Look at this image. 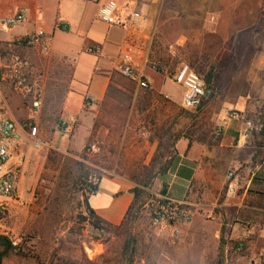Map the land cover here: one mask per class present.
Instances as JSON below:
<instances>
[{
    "label": "crops",
    "instance_id": "0c3cea01",
    "mask_svg": "<svg viewBox=\"0 0 264 264\" xmlns=\"http://www.w3.org/2000/svg\"><path fill=\"white\" fill-rule=\"evenodd\" d=\"M108 1L0 0V19L12 17L21 10L27 11L24 24L0 31V43L14 44L42 30L50 47L49 65L69 70L68 89L60 113L61 123L73 130L74 138H82L83 148L92 135L100 132V126L104 127L107 135L114 130L115 126L103 117L106 115L104 107L108 103H118L126 93L121 90L120 84L126 79L120 75L119 68L121 55L126 51L128 32L109 27L97 18L99 9ZM114 1L119 14L129 16L140 12L148 20L140 25L136 35L139 47L132 55L137 71L151 86V90L140 93L141 98L150 102L153 109L162 110L166 117L165 122L157 121V124L148 126L149 130L158 127L164 131L162 135L146 132L145 144L151 147L152 153L159 146L167 145L163 143L166 140L175 146L178 162L174 164L172 187L175 194L172 197L179 202L189 203L196 211L221 208L229 245L237 247L235 264H264V260L257 258L259 253L264 254V134L252 145V133L245 131V125L224 117L218 140H210L208 136L202 141L186 139L182 135V95L177 99L166 91V80L172 84L171 80L148 66L153 42L164 45L174 42L175 48L189 50L190 43L204 40L206 35H215L216 30L223 26L232 39L237 36L241 51H254L251 58L240 54L239 61L243 63L248 57L249 66L257 64L264 72V56L261 54L264 45V0ZM28 50L20 49L18 53L23 57ZM113 82L119 91L109 94L108 88ZM11 94L3 92L2 107L5 115L18 125L23 139L17 151L18 158L24 161L23 177L25 156L31 148L27 132L23 129V120L29 118L30 109H25L28 101L22 97L11 101ZM129 95L128 98L133 102L139 96L137 91ZM249 109L254 107L247 104L244 109L235 110L244 112ZM161 123L165 124L163 128L158 126ZM35 125L39 137L52 143L53 137L43 128L41 120L38 119ZM151 159H148V163L144 162L146 169L150 167ZM130 165L129 170H123L117 163L109 170L107 167L95 166L105 176L98 184L97 192L89 197L88 204L100 219L114 226L123 222L133 202L131 190L136 184L128 181L133 176L123 174L137 171L132 162ZM181 168L192 172L189 179L178 174ZM230 172H234L236 190L228 194L227 176Z\"/></svg>",
    "mask_w": 264,
    "mask_h": 264
},
{
    "label": "rangeland",
    "instance_id": "374dc122",
    "mask_svg": "<svg viewBox=\"0 0 264 264\" xmlns=\"http://www.w3.org/2000/svg\"><path fill=\"white\" fill-rule=\"evenodd\" d=\"M203 39L190 43L189 50L175 48L174 42L162 44L163 47L169 46L167 54L172 58L190 54L187 59L178 61L175 70L182 64H188L204 75L209 67L216 68L214 84L212 89L207 90L204 105L194 111L182 108L183 137L202 141L208 136L210 140H218L221 136L216 135L217 130L223 128L228 112L242 110L247 104L254 109L241 112L245 120L250 121L254 128L264 124V72L257 64L249 66L248 57L243 63L239 61L240 54L251 58L254 51H241L237 36L232 39L223 26L216 30L215 35H206ZM261 54L264 56V45ZM23 59L34 68L30 79L39 80L44 90L39 120L53 139L52 143L47 140L48 147L39 152L30 146L17 194L9 200L0 199V205L5 209L0 233L8 236L15 245H21L26 253L38 256V260L13 257L4 264H49L53 256L73 264H105L108 260L110 264H118L129 240L135 241L134 264H215L221 246L224 247L222 257L226 264H235L237 247L229 245L223 226L225 219L219 207L196 211L189 203L183 202L193 215L190 223L176 226L165 222L152 223L150 210L163 199V183L170 190V196L175 194L172 187L174 167L165 176L157 174L169 156L173 158L176 152L174 143L168 140L163 142L167 145L159 146L154 153L145 144L146 132L162 135L164 131L158 127L149 130L148 126L157 124V121L165 122L166 117L162 110L153 109L150 102L141 98L140 93H144V90L123 80L121 90L126 92L125 95L118 103H108L104 107L106 115L103 117L115 126L114 130L107 135L99 124L100 132L92 135L83 148L82 138H74L73 130L70 129L71 132L67 134L60 129L63 122L60 113L68 89L69 70L52 67L32 50H28ZM2 60L3 63L8 62L9 56L4 55ZM172 84L166 80V91L179 99L183 89ZM0 89L2 106L1 95L5 91L12 92L11 101L22 99L8 84L0 83ZM134 91L139 96L133 102L128 96ZM25 109H30L29 102ZM53 126L56 128L53 129ZM158 126L163 128L165 124ZM251 133L252 145L264 134L263 130ZM91 145L97 147V153H88ZM150 157V167L146 169L143 164L148 163ZM173 160L174 164L178 162L176 156ZM131 162L137 171L123 172L133 176L128 181L134 182L137 187L140 182H148L145 178L151 175L150 187L142 189L145 196L133 211L126 228L110 234L95 230L83 222L87 214L84 192L77 181V163L91 167L100 165L107 167V170L117 163L123 170H129Z\"/></svg>",
    "mask_w": 264,
    "mask_h": 264
},
{
    "label": "built area",
    "instance_id": "2783aa9c",
    "mask_svg": "<svg viewBox=\"0 0 264 264\" xmlns=\"http://www.w3.org/2000/svg\"><path fill=\"white\" fill-rule=\"evenodd\" d=\"M264 12V1L262 4ZM98 20L114 28L123 29L128 32V38L125 44L126 51L121 55V66L119 68L120 75L126 80L137 84L139 89L144 91L151 90V86L144 77L137 71L134 65L132 52L136 50L138 40L136 35L140 30L141 23H147L146 17L140 12H134L129 16H123L118 13V6L114 0L105 3L98 11ZM27 20V11L21 10L16 15L0 19V27L2 30H8L24 24ZM17 48L29 49L34 51L38 56L49 60L50 47L47 36L44 31L39 30L32 36L26 37L14 43ZM11 49L13 46H8ZM0 46V83L8 84L10 88L20 97L29 100L30 118L24 124L23 129L28 135L29 144L35 152H39L48 147L47 143L39 137V130L35 122L40 118L43 110L44 90L41 88L40 81H33L30 75L33 74L34 68L30 67L18 53L7 51ZM8 55V62L3 63V56ZM49 62V61H48ZM174 84L179 85L183 89L182 107L186 111H194L201 108L207 98V87L204 77L188 64H182L175 75L170 79ZM227 120L231 122H240L245 125L246 132L254 130L261 131L263 126L260 125L254 128L250 121H246L243 114L236 110L228 112ZM60 129L65 132H71L66 124L62 123ZM221 134V129L218 128L216 135ZM23 144L18 125L9 119L0 104V199L9 200L13 198L19 189L20 180L22 177L23 158H18L17 151L19 146ZM89 154L97 153V147L91 145L87 149ZM234 172H230L227 176V193H233L236 186L233 184ZM174 204L173 217L180 224H188L191 222L192 213L185 209V204L182 202L171 201ZM184 206V207H183ZM164 210V208H160ZM178 212L179 215L175 214ZM5 209L0 205V229L4 219ZM155 215L160 218V222H165L166 218L160 213ZM174 219V220H175ZM4 235L0 233V237ZM178 235V234H177ZM257 258L260 261L264 260V254L259 253Z\"/></svg>",
    "mask_w": 264,
    "mask_h": 264
},
{
    "label": "trees",
    "instance_id": "16d2710c",
    "mask_svg": "<svg viewBox=\"0 0 264 264\" xmlns=\"http://www.w3.org/2000/svg\"><path fill=\"white\" fill-rule=\"evenodd\" d=\"M0 45L3 46L4 50L9 48L8 46H13L11 47V49H7V51L10 50L11 52H14V53H18L20 49H22V48H17L15 44H1L0 43ZM167 51H169V46L163 47L161 43L157 41L153 42L151 51L149 54V58H148V66L154 69L157 73L165 75L166 77L171 79L177 71L175 70V68H176L178 61L187 59L188 56L181 54V57L175 56L174 58H172L169 54H167ZM215 71H216V68L214 66H211L207 70L206 74L202 75L204 77L207 90L212 89V86L214 84ZM115 91L117 92L119 90L116 88L113 82L111 83V85H109L108 93L110 94L111 92H115ZM99 121H100V118L98 119V122ZM105 125L108 126L106 122H105ZM262 126H263L262 130L264 132V124H262ZM174 158H175V155L173 156V158L169 156V160L161 166L157 175L165 176L168 173V171L172 167H174V160H173ZM191 173L192 172H190L188 169H185V168H181L178 170V174L183 176L186 179H189L191 177ZM104 176H105V173L96 167L87 166L84 163H77V181L81 184V187H82L81 190L84 192V205H85L86 214H87V216L83 218V222L88 223L92 228H94L97 231H102L104 233L110 234L116 231L117 229L126 228L129 219L133 215V211L136 209L140 201L145 196V192L142 189H148L150 187L149 183L151 182L153 176L147 175L145 179H147L148 182H140L138 183L136 188L131 190V194H133V202L131 206L129 207L123 222L119 226L111 225L108 222L100 219L92 211V209L90 208L88 204L89 197L94 195L97 192L98 184L101 182ZM163 186L164 188L161 191V196L163 197V199L160 200V202L158 203V206L150 210V214L152 215L151 221L153 224L160 222V218L155 215V212H156V213H160L165 216L166 224L170 226L180 225V222H178L173 217L174 204L171 203V201H175V202H179V201H177L175 198L170 196V194L168 193L167 185L165 183H163ZM219 203H221V201ZM160 208H164V210H161ZM175 214L179 215L178 212H175ZM134 243L135 241L131 242L130 240L127 242V244L124 246L123 254L118 264H134L135 263L134 256L136 254L135 252L136 250L134 251ZM220 252L221 253L215 264H226V261L222 257V254H224V247L222 248L221 246ZM13 257H17L19 259H25V260L27 259L38 260V256H33V254L26 253L21 245H15L8 236L2 235L0 237V264H4L5 262H7ZM65 262L66 261L53 256L49 264H73L71 261H68L66 263ZM105 264H110V260H108Z\"/></svg>",
    "mask_w": 264,
    "mask_h": 264
}]
</instances>
